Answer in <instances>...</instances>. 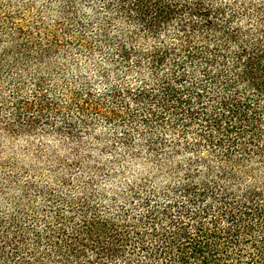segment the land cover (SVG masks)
I'll return each instance as SVG.
<instances>
[{
  "label": "trees",
  "instance_id": "1",
  "mask_svg": "<svg viewBox=\"0 0 264 264\" xmlns=\"http://www.w3.org/2000/svg\"><path fill=\"white\" fill-rule=\"evenodd\" d=\"M77 1L62 0L57 11L63 36L42 18L35 35L17 26L18 41L10 36L16 52H4L0 69L18 65L25 73L57 52L65 37L71 40L67 19L85 27ZM92 1L102 5V16L95 12L87 21L96 26L98 45L107 46L111 66L139 81L110 88L125 115L109 110L104 117L139 123L148 132L150 163L129 189L108 200L98 196L96 205L94 196L87 201L37 190L46 201L59 200L52 216L37 225L22 203L14 216H2L0 264H264V0ZM74 41L92 48L84 38ZM41 84L37 79L38 89ZM39 100L38 107L16 103L13 122L0 117V137H12L23 123L32 130L55 105L45 95ZM76 108L101 115L87 100ZM31 110L40 117L22 122ZM130 151L139 162L135 148ZM56 161L51 158L60 167L53 175L63 176L71 167ZM61 181L68 183L65 176ZM5 184L31 189L10 175ZM73 200L80 205L69 218L56 205ZM100 203L107 204L102 212Z\"/></svg>",
  "mask_w": 264,
  "mask_h": 264
},
{
  "label": "rangeland",
  "instance_id": "2",
  "mask_svg": "<svg viewBox=\"0 0 264 264\" xmlns=\"http://www.w3.org/2000/svg\"><path fill=\"white\" fill-rule=\"evenodd\" d=\"M61 2L62 0H0V58L4 52H16L10 36H15L17 26L35 35V25L42 18L43 26L56 30L59 17L57 11ZM101 6L98 1L78 0L76 8L82 19L79 21L85 27H73L67 19L65 23L72 32L71 40L65 37L58 51L46 58L42 65L37 64L38 62L27 65L25 73H22L24 68L18 65L11 70L0 69V76L4 78L0 81V104L3 101L5 104L0 105L2 121H5L4 118L6 121L10 118L8 122L16 119L13 116L16 112L14 107L19 102L38 107L40 96L45 95L55 104L41 113L42 118H37L39 122L32 130L26 129L23 123V126L17 125L18 131L12 137H0V218L5 215L14 216L20 203L25 212L37 217V225L43 215L51 217L54 205L59 200L54 198L52 203L49 199L46 201L43 194L37 192L41 189H46L51 194L54 191L59 196L78 197L87 201L94 196L95 200L92 202L96 205V198L102 196L108 200L114 193L129 189L134 178L142 176L143 167L150 163L147 162L148 155L144 149L148 132L139 123H123L126 121L123 118L119 122H112L104 117L109 110L125 115L123 104L111 100L110 88H124L128 84L134 88L133 85L139 81L129 74L123 76L118 67L110 65L112 56L109 55L107 46L98 45L96 26L87 25L88 16L92 17L95 12L102 16V10L99 9ZM110 29L116 31L114 27ZM57 30V34L63 36V32ZM75 38L86 39L92 48L84 49V44L75 43ZM15 57L10 54L6 58L7 64H12L10 62ZM37 79L44 83L39 89L35 85ZM86 100L97 107L101 115L80 113L76 106ZM134 109L135 105H130L131 112ZM31 115L40 117L38 111H32L24 114L21 121L26 122ZM125 136L127 138L123 140ZM130 147L135 148L136 151L133 152H136L139 162L132 159ZM51 158L70 165L68 172L63 173L68 180L66 186L61 181L62 172L57 176L53 175V171L59 172L60 167L51 163ZM75 160H78L82 168H78L77 164L74 166ZM95 168L99 170L97 173L94 172ZM7 175L19 180L20 184L30 185L31 189L26 193L13 191L5 184ZM85 185L88 189H85ZM77 201H71L68 206L60 204L56 207L58 210H69L67 217L75 218L80 205L76 204ZM107 204L110 205L108 202ZM107 204L100 203L97 209L102 212ZM26 224L29 225V222Z\"/></svg>",
  "mask_w": 264,
  "mask_h": 264
}]
</instances>
